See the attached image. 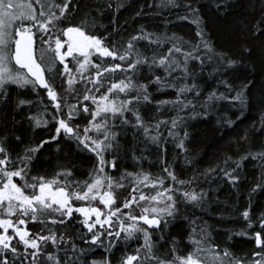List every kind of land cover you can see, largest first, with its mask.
<instances>
[{"label": "trees", "instance_id": "1", "mask_svg": "<svg viewBox=\"0 0 264 264\" xmlns=\"http://www.w3.org/2000/svg\"><path fill=\"white\" fill-rule=\"evenodd\" d=\"M109 4L111 7H108ZM186 5H191L197 11L192 12ZM70 13L68 23L85 21L86 31L101 36L106 45H115L117 49L125 47L132 36L145 32L152 34L151 40L142 38L135 41L133 55L138 50L151 60L167 54L173 44L182 48L184 53L192 54V58L187 61L186 76L180 68H176L172 76H166L162 67L150 64H141L137 70L127 73L117 70L104 74L106 79L100 93L105 91L110 81L131 75L136 83L148 84L147 91L151 96L149 101L134 102L145 126L149 128L148 134H145L143 127L136 125L131 111L125 113L128 123H123L119 117L109 122L116 137L113 147L107 149L104 156L106 161L115 158L116 168L106 165L104 171L116 180L124 177L120 181L123 187H114V207L120 206L132 195L138 198L140 191L148 195L154 191L151 187L140 185L133 176L127 174L149 173L153 177H165V186L174 185L180 191L173 193L176 197L173 215L164 217V223L158 230L148 228L152 233L151 241L156 255H184L187 242L195 236L198 240L203 239L208 247L218 245L237 258L253 259L251 254L260 250L255 243L254 232L261 229L258 223L249 227V220L243 216V212L250 208V219L253 221H257L264 213V188L253 191L257 183L264 184V162L249 155L237 169L241 179L235 184L223 176L222 169L225 160L228 167H234L242 156L264 151V37L254 36L252 31L256 23L264 19V0H73ZM37 36L40 37V34ZM157 37L160 38L159 43ZM205 42L209 47H205ZM41 48L46 51L47 45ZM246 49H252L251 54ZM43 54L47 57L43 59L46 77L61 98V106L76 104L79 100L80 104H88L91 110L94 106L90 101L82 99L85 91L92 87L91 83L80 80L76 75L68 86L67 74L63 72L62 65L58 61L51 65V52ZM173 56L183 62L182 53L174 52ZM197 56L199 59H196ZM93 59L101 62L97 56H93ZM227 59H234L237 63L228 65ZM103 62L126 64L128 61H113L109 57L103 58ZM69 66H72V62ZM93 71L90 67L84 75L89 76ZM155 75L177 87L156 82ZM222 81L232 86L230 93ZM248 81L251 84L246 90L247 101L244 106L224 99H207L212 92L217 95H235L240 86ZM185 83L195 84L197 88L178 93L177 89ZM8 91V102L0 104V138L6 137L5 143L10 152L23 155L26 149L35 148L45 138L41 131H31L25 117L27 104L17 107V100L41 99L42 102L38 103L47 108L48 114L58 113L53 111L55 103L45 91L32 95L34 90L21 89L15 85H11ZM135 94L134 90L131 95ZM120 98L124 99V94ZM186 101L192 103L182 107ZM204 112L207 115H203ZM62 114L65 115L64 112ZM79 118L82 119L81 127H84L91 118L90 113L81 111ZM173 120L177 124L175 128L172 127ZM228 120L234 123L228 124ZM185 132L187 136H184ZM152 136H156V139L153 140ZM47 138L48 142L32 154L29 175L52 178L61 174L62 170L70 169L71 176L67 177V181L73 189L77 188L78 182H91L99 167L96 154L71 134L64 133L58 140ZM181 139L183 148L179 146ZM166 168L175 174L176 181L167 178ZM180 180L185 183L179 184ZM134 185L137 187L135 193L132 191ZM82 187L80 184L79 190ZM183 191H202L203 199L200 202L187 200L182 196ZM144 204L143 201L139 205L134 204L133 214L140 215ZM122 211L129 209L124 208ZM50 214L57 219L62 218L59 214ZM82 220V217L75 216L64 223L47 220L32 222L31 231L33 234L39 232L47 235L51 230L58 236L71 237L72 242L86 250L81 257L84 264L105 258L111 260V264H120L125 255L143 251L142 233L128 240L121 233L120 238L111 241V248L107 237L101 238L103 245H90L88 241L91 233L87 232ZM65 243H68L67 239ZM173 246L176 253H171ZM54 250L55 246L49 242L46 251ZM39 260L40 264H50L43 254Z\"/></svg>", "mask_w": 264, "mask_h": 264}, {"label": "snow or ice", "instance_id": "2", "mask_svg": "<svg viewBox=\"0 0 264 264\" xmlns=\"http://www.w3.org/2000/svg\"><path fill=\"white\" fill-rule=\"evenodd\" d=\"M72 5L73 0H59V2L57 0H0V104L8 102V89L11 85H16L21 89L31 86L32 90L43 86L48 97L55 103L56 113L61 110V98L45 75L46 68L43 65L45 50L43 48L38 58L36 41L39 32L41 44L47 45V50L52 53L51 65L57 61L62 65L63 72L68 75L67 83L69 85L73 83L71 74L75 70L80 80L92 85L82 96L84 101H91L94 105L91 110L88 104H80L77 100L76 104L68 105L67 118L58 115H54L53 118L58 120L57 135L61 129L66 134H71L79 143L84 144L96 154L99 165L91 182H78L76 187L79 188L80 184L83 187L80 190H74L67 181V177L71 176L70 169L62 170L64 180L60 179L61 174L52 178L29 175L28 168L32 154L42 146L43 142L35 148L26 149L23 155H19L10 152L5 143L6 137L0 138V264H40L39 257L42 254L50 264H84L81 257L85 255L86 250L72 242L71 237L58 236L51 230L47 235H41L39 232L33 234L27 227L29 221L35 223L47 220L52 223H64L65 220L73 217L74 212L82 214V224L86 226L87 232L91 233L88 241L90 245H103L104 241L101 238L107 237L109 248H111V241L120 238L121 233H124L125 240L137 233L143 234V251L137 250L135 253L125 255L120 264H264V213L257 221H253L250 219V208L243 212V216L249 220V227L253 223H258L261 229V231L254 232L255 243L260 250L251 254L253 259L237 258L227 249L217 250L218 245H212L209 249L204 245L203 239L197 240L195 236L191 238L196 245L193 251L185 255L158 256L153 251L152 233L148 228H159L164 217L173 215L176 211V197L173 193L180 189L175 188L174 185L165 186V177H153L149 173L127 174L133 176L140 185L151 187L155 190V194L148 195L140 191L138 198L132 195L120 206L114 207L116 202L114 187L122 188L123 183L120 181L124 177L116 180L104 171L106 165L113 169L116 168L115 158L106 161L104 156L105 151L113 147L116 137V133L110 129L109 120L119 117L123 123H128L125 113L131 111L136 125L143 127L145 134H148L149 128L145 126L134 102L149 101L151 96L147 91L148 84L136 83L131 75H125L123 79L114 82L110 81L105 91L100 93V88L106 79L104 74L114 73L117 70L127 73L137 70L141 64H150L162 67L166 76H172L176 68L182 69L186 76L188 74L187 61L192 58V54L184 53L182 48L173 44L167 50V54L153 57L151 60L147 56H142L138 50L133 55L135 41L142 38L152 39V34L146 32L132 36L126 46L121 49H117L115 45L108 46L104 38L86 31L85 21L79 24L68 23ZM108 7L111 5L109 4ZM186 7L192 12L197 11L191 5H186ZM198 21L197 17L196 22ZM61 24L66 26L60 27ZM252 31L254 36L264 37V19L258 21ZM156 39L159 43L160 38ZM205 47H209L206 42ZM246 51L251 54L252 49H246ZM174 52L183 54V62L175 59ZM93 56L101 58V62L94 60ZM109 57L113 61L118 59L128 62L126 64H105L103 58ZM196 59H199V56ZM70 62H72L71 67ZM236 63L234 59H227L228 65ZM90 67L94 71L89 76H85L84 73L88 72ZM154 79L168 87H177L174 83H167L161 76L155 75ZM222 82L225 83L230 93L232 86L226 81ZM250 84L251 81L242 84L235 95L225 93L217 95L212 92L209 93L207 99L209 101L224 99L232 104L239 102L241 106H244L247 101L246 90ZM196 88L195 84L185 83L177 90L178 93L183 94ZM134 90L136 94L131 95ZM121 94H124V99L120 98ZM159 103H166V101ZM191 103V101H186L182 107H188ZM26 104H31V101L22 98L17 100V107ZM81 111L90 113L91 117L82 131L79 130V126L69 122ZM202 114L207 115V112ZM33 119L37 124L42 122L37 117ZM171 123L173 128L177 126L175 120ZM227 123L234 122L228 120ZM89 132H95L97 135L90 136ZM169 134L173 133L170 131ZM187 135L185 132L184 136ZM151 138L155 140L156 136ZM179 146L184 147L183 139L180 140ZM249 155L264 162V151L242 156L235 162L234 167H228L227 160H225V167L222 169L223 176L233 184L238 182L241 176L237 169ZM164 171L167 173V178L172 181L177 180L172 171L167 168ZM178 183L183 185L185 182L180 180ZM261 188H264V184L257 183L253 191ZM132 191L133 193L137 191L135 185ZM203 195L202 191L182 192L184 198L193 202H200ZM74 200L85 203L76 204L73 203ZM140 201L145 202L146 206L142 207L140 215H134L132 207L134 204L139 205ZM124 208L129 211H122ZM52 212L59 214L62 218L57 219L56 216L50 214ZM45 213L49 214L44 215ZM114 221L117 225L115 228ZM241 234L247 235V233ZM14 240L18 243L13 244ZM49 242L55 246L54 251H46ZM61 245L65 246L61 247ZM171 253H176L175 246L171 249ZM91 264H111V260L108 258L101 261L93 260Z\"/></svg>", "mask_w": 264, "mask_h": 264}, {"label": "flooded vegetation", "instance_id": "3", "mask_svg": "<svg viewBox=\"0 0 264 264\" xmlns=\"http://www.w3.org/2000/svg\"><path fill=\"white\" fill-rule=\"evenodd\" d=\"M57 2H59V0H57ZM37 47H38L37 52H40V49H41L42 46H39L37 44ZM25 89L32 90L31 86H29L28 88H25ZM43 91H45L44 93L47 94V91L43 88V86H39V87H37L34 90L33 94L32 93L31 94L32 95H39V94H42ZM29 100L32 101V102H31V104H27L28 109H27V113L25 114L26 121H27V123H29L28 126H31V131H33V132L41 131L42 132V134H43V136H44L45 139L42 140V141H40V144H41V142H43V144H42L41 147H43L44 144L48 142L47 141L48 140L47 137H51L52 140H58V139H60L62 137V135L65 133V131L63 129H61L59 135H57L56 128L58 127V120L53 118L54 115L48 114L47 108L41 106L42 103H38V102H42L41 99H39V100L29 99ZM33 101H35L37 103L35 104V102H34V104H33ZM37 105H39V106L37 108H35ZM53 111H56L55 110V105L53 106ZM59 112H62V113L64 112L65 115L63 116L62 113L61 114L58 113V116L67 118L66 117L67 108L65 109V107H62L61 106V110ZM33 117H37V118L41 119L42 122L40 124H37L35 122V120L33 119ZM45 120L47 121L46 123L43 122ZM78 120H79V115L76 116V117H73V119L71 121H69V122L71 124H74V125H77L78 126ZM68 135H70V134H68ZM60 179L61 180H64L65 179L62 174L60 175ZM18 182H21V181L18 180ZM74 190H79V188H75ZM73 203L80 204V201H75L74 200ZM100 206L102 207L103 205H100ZM75 216L82 217V214H79V213H75L74 212L73 217H75ZM163 223H164V219L161 220V224H160L159 228L163 225ZM31 224H32V222L29 221V223L27 225L28 229H30V230H31ZM149 228H151L153 230H158L159 229V228H155V227H149ZM14 242H17V241L14 240L13 243ZM194 245L195 244L193 243L192 239L190 241H188L187 242V252L185 254H187L188 252H191ZM209 247H212V246H209ZM219 249L220 248H218L217 250H219Z\"/></svg>", "mask_w": 264, "mask_h": 264}, {"label": "rangeland", "instance_id": "4", "mask_svg": "<svg viewBox=\"0 0 264 264\" xmlns=\"http://www.w3.org/2000/svg\"><path fill=\"white\" fill-rule=\"evenodd\" d=\"M40 33L38 32L37 33V35H39ZM37 44L39 45V46H42V44H41V40L39 39V37H37V41H36V47H37ZM37 49H38V47H37ZM41 50V49H40ZM48 52H50V51H48V50H46V51H44V53H48ZM37 54H38V58H39V55H40V52H37ZM45 54H43V59H46L47 57H46V55L44 56ZM45 75H46V72H45ZM72 77H73V81H74V79H75V77H76V75H77V73H76V71H73L72 72ZM67 79H68V75H67ZM68 84V83H67ZM68 86H70L69 84H68ZM90 103L92 104V102L90 101ZM71 105V104H70ZM93 105V104H92ZM94 106V105H93ZM67 108V110H68V105L65 107V109ZM74 117H76V116H74ZM99 119V118H98ZM82 121V119L81 118H79V120H78V126H79V130L80 129H83V127H81V125H80V122ZM111 120H109V122H110ZM110 125V124H109ZM110 129H112L111 128V126H110ZM90 136H96L97 135V133H95V132H89L88 133ZM104 170H106V168L104 169ZM153 194H155V190L153 191V193H151L150 195H153ZM145 205V204H144ZM146 206V205H145ZM103 207V206H102ZM52 213H54V212H52ZM109 240V239H108ZM196 247V245H194L193 246V248H192V251L194 250V248ZM207 248H209V249H211V247H208V246H206ZM176 254H178V253H176ZM205 259L207 260V257H205Z\"/></svg>", "mask_w": 264, "mask_h": 264}]
</instances>
